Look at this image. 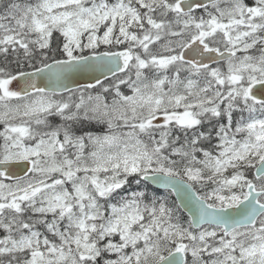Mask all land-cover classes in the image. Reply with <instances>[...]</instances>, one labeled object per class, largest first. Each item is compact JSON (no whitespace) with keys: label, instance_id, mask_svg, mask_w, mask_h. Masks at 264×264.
<instances>
[{"label":"snow or ice","instance_id":"snow-or-ice-1","mask_svg":"<svg viewBox=\"0 0 264 264\" xmlns=\"http://www.w3.org/2000/svg\"><path fill=\"white\" fill-rule=\"evenodd\" d=\"M0 264H264V0H0Z\"/></svg>","mask_w":264,"mask_h":264},{"label":"trees","instance_id":"trees-1","mask_svg":"<svg viewBox=\"0 0 264 264\" xmlns=\"http://www.w3.org/2000/svg\"><path fill=\"white\" fill-rule=\"evenodd\" d=\"M160 192H161V193H163V192H164V190H160Z\"/></svg>","mask_w":264,"mask_h":264},{"label":"water","instance_id":"water-1","mask_svg":"<svg viewBox=\"0 0 264 264\" xmlns=\"http://www.w3.org/2000/svg\"><path fill=\"white\" fill-rule=\"evenodd\" d=\"M156 187H158V186H156Z\"/></svg>","mask_w":264,"mask_h":264}]
</instances>
